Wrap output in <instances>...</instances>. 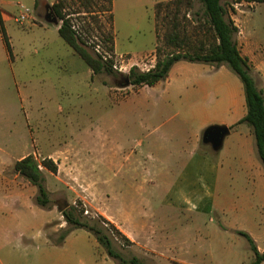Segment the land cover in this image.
<instances>
[{"label":"rangeland","instance_id":"obj_1","mask_svg":"<svg viewBox=\"0 0 264 264\" xmlns=\"http://www.w3.org/2000/svg\"><path fill=\"white\" fill-rule=\"evenodd\" d=\"M2 1L12 16L8 30L15 46L18 85L27 86L23 92L27 117L21 113L18 121L22 124H0V140L12 139L21 149L28 146L26 151H31L38 162L52 158L58 172L41 168L51 200L47 208L36 203L37 187L20 174L18 182L23 195L15 200L6 198L8 187L0 174V264H117L84 228L72 231L61 245L51 238V235L58 238L61 229L67 226L60 211L65 202L81 201L88 216L102 214L114 222L117 208L113 192L98 191L99 181L105 178L107 181L114 171H101L97 162L99 151L108 153L117 147L124 158L135 142L142 139L143 147L136 149L144 159L146 139L138 124H148L147 116L155 112L152 101L163 92L182 88V80L186 82L184 89L197 93L192 97L193 107L182 106L178 118L176 109L160 111L158 116L154 114L157 116L154 123L173 124L183 120L195 127L227 124L247 109L243 83L227 64L180 60L169 76L154 86H121L133 67L143 71L156 63L157 46L162 44L159 37L164 36L165 26L160 20L157 28L155 5L168 0L114 1L115 74L91 73L88 63L59 34L57 26L62 20L59 18L58 25L45 20L46 4L52 6L57 0ZM18 3L33 8L34 25L32 19L24 24L15 20ZM224 3L228 16L239 27L236 38L240 49L249 52L250 43L264 44V3L246 0ZM77 7L70 1L67 11ZM196 13L203 16L200 0H195L186 17L191 22L190 32L198 24ZM94 16H98L99 23L108 24L107 12L96 11ZM70 17L78 30L85 21L94 26L98 23L84 12H73ZM90 41L91 44L95 41V46L103 51L104 43L96 36ZM253 74L260 87L261 77L255 68ZM14 92L11 87L9 101L17 98ZM42 130L53 131L51 146L37 138ZM231 138V135L227 137L225 148ZM202 146L215 156L224 148L213 151L203 143ZM236 148L235 142L233 151ZM65 150L68 155L63 153ZM240 159L237 153L229 158L228 175L220 186V194L226 196L223 202H198L196 196L209 195L201 182L186 187L187 199L179 207L166 204L153 210L155 249L134 244L124 247L121 238L115 241L116 248L126 257L139 256L146 264H249L254 254L249 241L238 230L249 232L257 246L264 247V182H258L250 171L251 165L247 166L245 161L242 164ZM14 164L8 168L12 176ZM125 164L122 174L127 180L139 176V165L132 161ZM129 191L124 195L127 200L134 195ZM164 193L159 190L155 195L161 198ZM221 205L230 206L221 210Z\"/></svg>","mask_w":264,"mask_h":264},{"label":"crops","instance_id":"obj_2","mask_svg":"<svg viewBox=\"0 0 264 264\" xmlns=\"http://www.w3.org/2000/svg\"><path fill=\"white\" fill-rule=\"evenodd\" d=\"M0 18L11 45V50H9L0 25V124H22L18 120L21 113L24 117H27L25 110L27 99L23 94L27 86L25 84L24 87L20 88L18 85L14 67L15 46L8 30V24L12 20V16L6 3L4 4L2 0H0ZM32 20L31 23L34 25L35 16ZM58 28L59 26H57ZM248 48L249 52L241 51L250 58L255 70L259 72L262 83L259 88L264 90V44L258 43L253 46L250 43ZM90 71L93 73L91 68ZM184 85H186V82L182 80L180 81L182 88H178L176 91H166L157 96L151 103L152 107L155 108V112L147 116L146 121L148 124H138L146 139V147L143 148L145 152L144 159L142 153H139L136 149L139 146L143 147L144 142L142 139L135 142L131 152L124 158L117 147H114L108 153L99 151L97 157L101 171L105 169H113L114 171L113 177L107 178V181L104 177L105 179L102 182L99 181L98 191L113 192L117 208L113 216V223L118 225L133 244L137 246L155 249L152 244L155 233L151 226L155 217L153 210L166 204L175 208L179 207L187 199L184 195L186 187L199 185V182H201L200 185L209 195L206 197L196 196L198 202L206 203V201H209L213 204L223 202L226 196L220 194L221 181L228 175L229 158L233 154H239L242 164L245 161L247 166L251 165L250 171L257 177V181L262 180L264 182V166L257 154L252 128L245 122L238 123L246 115L247 109L242 110L241 113L225 124L229 126L231 130L229 135L232 138L226 148L224 143V148L219 156L212 155L208 150L203 149L202 133L207 124H200L199 127H195L194 124H186L187 121L184 122L183 120L173 124L154 123V118L158 116L160 111L163 113L165 109H176L175 117L178 118L181 117L182 106L186 108L193 107L192 97H195L197 93L187 88L184 89ZM11 87L15 89L14 94L17 97L14 102L9 101ZM154 114L157 116H154ZM27 125L30 127V123ZM29 129L32 132V128ZM37 136L40 141L46 140L45 143L50 146L53 144L52 130L49 132L42 130ZM235 142L237 148L233 151L232 146ZM67 145L69 143H66ZM27 147L21 149L15 142H12V139L0 140V162L2 164L0 174L4 184L8 187V191L5 193L8 199L15 200L16 197L23 195V191H21L23 187L21 188L22 185L18 182L19 173L14 171L12 176L8 173V168L17 160L31 154V151H26ZM206 147L211 148L209 145H206ZM63 153L68 155L66 150ZM126 161H132V163H136L137 167L138 165L141 167V173L138 177L127 180L123 176L122 171ZM123 188H126V190L124 191ZM129 190L134 195L127 200L124 195L130 192ZM159 190H161V193L165 192V195H162L161 198L155 195ZM229 206L224 207L221 205L219 208L224 210ZM259 249L264 251V247H259Z\"/></svg>","mask_w":264,"mask_h":264},{"label":"trees","instance_id":"obj_3","mask_svg":"<svg viewBox=\"0 0 264 264\" xmlns=\"http://www.w3.org/2000/svg\"><path fill=\"white\" fill-rule=\"evenodd\" d=\"M70 1L78 7L67 11ZM224 1L200 0L203 16L196 13L198 24L194 26L192 32L188 29L191 22L186 17L194 8L195 0L159 1L155 5V20L157 28H160L159 21L163 22L165 32L162 38L159 37L162 44L157 46L155 66L146 71L133 67L128 76L133 86H154L166 79L173 65L180 60L217 66L227 64L239 75L245 92L247 113L238 123L245 122L251 126L257 154L264 166V91L258 86L250 58L244 55L239 47L236 38L239 27L228 16ZM246 1L264 3V0ZM52 8L62 20L58 28L59 34L88 63L93 74L117 73L114 68L116 48L114 0H57L52 4ZM101 10L108 13L107 25L99 23L98 16H94L96 11ZM73 12L87 13L98 23L94 26L91 22L85 21L78 30L70 17ZM0 25L7 46L11 50L1 18ZM93 36L104 43L103 51L98 52L95 49V41L91 44L90 39ZM40 166L54 173L58 172V165L52 158H44L42 162H38L33 154L17 160L14 169L37 187L35 201L41 207L47 208L51 200L45 184L46 178ZM85 211L81 201L69 204L62 210L67 226L61 229L58 238L51 235L56 245L63 244L66 237L75 229L84 228L95 236L97 242L117 264H146L139 256L126 257L116 248L115 241L119 238L122 239L124 247L133 242L115 223L102 214L91 217L85 214ZM238 233L247 238L253 251V259L249 264H262L264 251L259 249L253 236L245 230H238Z\"/></svg>","mask_w":264,"mask_h":264},{"label":"water","instance_id":"obj_4","mask_svg":"<svg viewBox=\"0 0 264 264\" xmlns=\"http://www.w3.org/2000/svg\"><path fill=\"white\" fill-rule=\"evenodd\" d=\"M47 13L45 14V20L49 23L59 24V17L54 13V10L50 4H46ZM123 86H129L131 80L128 75L124 76ZM231 130L229 126L225 124H211L207 126L202 133V142L205 145H209L213 151H220L224 147L225 139L230 134ZM69 205L65 202V207ZM64 208H60V211Z\"/></svg>","mask_w":264,"mask_h":264},{"label":"built area","instance_id":"obj_5","mask_svg":"<svg viewBox=\"0 0 264 264\" xmlns=\"http://www.w3.org/2000/svg\"><path fill=\"white\" fill-rule=\"evenodd\" d=\"M18 7H19V13L18 15L15 17V20L24 24L25 22H27L29 19L31 20L33 18V8L25 5L23 3H18ZM75 27V26H74ZM95 49L100 52V48L95 46ZM155 64H153L151 66L154 67ZM114 68H116V65L114 64ZM150 68H148L147 70H149ZM146 71V70H143ZM42 168V166H40Z\"/></svg>","mask_w":264,"mask_h":264},{"label":"flooded vegetation","instance_id":"obj_6","mask_svg":"<svg viewBox=\"0 0 264 264\" xmlns=\"http://www.w3.org/2000/svg\"><path fill=\"white\" fill-rule=\"evenodd\" d=\"M123 79H125V77H124ZM123 84H124V82H123ZM123 84H122L121 86H122V87H125V86H123Z\"/></svg>","mask_w":264,"mask_h":264}]
</instances>
